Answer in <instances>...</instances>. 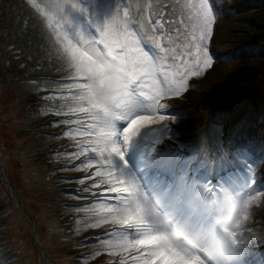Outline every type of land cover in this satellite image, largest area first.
Listing matches in <instances>:
<instances>
[{"label":"snow or ice","instance_id":"snow-or-ice-1","mask_svg":"<svg viewBox=\"0 0 264 264\" xmlns=\"http://www.w3.org/2000/svg\"><path fill=\"white\" fill-rule=\"evenodd\" d=\"M222 2L185 0L178 5L182 18L174 21L176 35L170 36L165 46L163 36L142 32L130 18L128 8L122 10L119 3L103 25L91 15H88L87 25H74L65 8L71 5L87 15L88 9L79 0H62L51 5L52 11L36 0H27L47 20V27L54 34V46L58 45L56 51L72 70L68 82H58L60 86L44 99L46 103L63 102L54 113L61 119L51 123L65 126L61 135L72 141L76 148L67 154L68 158L79 160L85 157V161L77 166V170L85 173L95 168L90 176L79 179L81 185H85L86 180L91 183L76 189L74 194L77 199L90 197L98 201L88 209L91 215L84 226L86 229L103 227L105 231L81 243L89 245L90 252L97 255L102 249L107 255L118 258L109 260L107 264H159L160 257L169 249L179 252L184 247L178 238L174 242V233H163L164 238L157 241L155 237L159 234L151 222L146 218L135 222L127 215L133 205L144 208L141 204L144 194L139 184L117 166L116 158L126 165L123 145L141 131L158 129L166 121L174 119L162 114L169 107L163 101L169 97H180L188 89L190 77L201 76L212 68L215 57L211 49ZM145 7L151 9V3ZM151 23L153 29L159 26L163 30L159 20ZM69 28L73 30L70 32ZM148 45L158 51L153 52ZM103 57L121 61L127 66L133 81L130 89L107 104L91 99L89 83L96 76H103ZM118 121L123 122L122 128L118 127ZM243 177L252 188L264 191V181L252 166ZM207 190L212 191V187ZM258 219L264 220V217L254 215L250 226ZM187 254L202 261L197 253L188 250ZM245 259H251L253 264H264V245L252 244Z\"/></svg>","mask_w":264,"mask_h":264},{"label":"rangeland","instance_id":"rangeland-1","mask_svg":"<svg viewBox=\"0 0 264 264\" xmlns=\"http://www.w3.org/2000/svg\"><path fill=\"white\" fill-rule=\"evenodd\" d=\"M46 1L47 0H42L38 2L40 5L45 6L44 2ZM160 1L169 5L178 21L182 18L178 5L183 4L185 0H159V2ZM235 1L239 3L244 2V0H233V3H235ZM11 2H13V0H0V264L4 261L3 258L5 260L8 259L10 254L8 252V247L1 246V244L6 241L5 238L8 239L10 245L12 243L15 247L23 251V263L20 262L21 259L19 260L18 255H16V259L10 261L12 262L11 264H29V262L30 264H51L52 261L53 264H82L78 258L72 259L71 254H73V250H70L71 253L68 254L69 256L67 255L68 246H66V243L70 241L65 239L67 233L62 231L64 226L61 225L57 214L59 203L61 205L72 203L73 198L64 195L60 198L59 202L58 195L54 193V188H48L50 181L47 175L55 177L54 174H56V171L52 174L54 164L62 160H50L43 155L41 151L42 147L48 144V141L53 142V147L56 144L62 143L60 146L52 148L54 150L67 148L71 143L67 137H63L59 133V128L62 125L47 127L46 123L48 119H46L45 116L39 118L37 117V113L33 114L31 111L33 98L23 87L22 77H26L32 73V64L30 62H32L33 57L29 56V65L25 67L22 58L20 59L17 56H13L14 53H12L11 42L3 32L6 28H9L7 26L5 28V25H12L13 27V22L12 24L9 23L3 11L7 8L3 5L10 4ZM112 2L116 5L115 1L112 0ZM134 2L136 3L137 0H134ZM262 3L264 5V2ZM229 4L230 0H223L219 9L216 34L213 36V47L211 49L215 57V63L212 68H210L213 72L225 69L226 67L224 66L231 67L233 64H237L229 61L224 62V57L221 55L223 49L215 44L217 39H222L227 34L230 36L237 35L239 28L244 27L246 23L244 13L251 11L245 10L242 14L233 13L229 19H224L221 11L223 7ZM65 9L68 10V8ZM76 12L77 15H74L72 18L73 24L83 25V23L79 21V17H81L84 12L79 9L74 13ZM106 12V18L110 19L108 4ZM72 30V28H69L70 32ZM29 31L30 29H28V32ZM15 36L21 37L18 34H15ZM57 47L58 45H56V48ZM7 58H10V63L4 61L7 60ZM63 65L64 68L68 67L65 61L52 64L55 68L63 67ZM245 65L248 67L247 63ZM23 66L25 68H23ZM198 77L203 78L204 74ZM215 77L217 82V75H215ZM203 85H208L207 80ZM211 85L212 83L209 84L210 87ZM43 88L46 89V86ZM182 95L176 99L168 100L167 103L169 105L172 102L183 104L184 100ZM177 99H179L178 102L176 101ZM204 112L206 111L204 110ZM180 114L181 113L178 112L172 116L177 119ZM180 121L183 122V120ZM55 131H57V133ZM35 132L38 134L35 135ZM51 163H53V165H51ZM261 166H263L264 177V163ZM121 169H125L124 164ZM59 170L62 172L61 168ZM76 172L77 168L74 172L71 170L68 171L70 175H74ZM63 173L65 174V172ZM125 175L127 176V171ZM257 175L260 178V174ZM74 180L75 182H72L71 179L67 178V182L78 185L79 182L76 181V179ZM18 193L21 198L17 196ZM74 198L77 199L76 195ZM77 200L79 201L80 199ZM32 204L37 205L38 209L36 212L39 216V220H42L39 221L38 226L39 229L43 231L42 233H38L36 237L33 231L34 225L32 224V218H30L29 215L30 206ZM71 211L73 212V208H71ZM90 215L91 213L89 212V214H85L84 217L80 218L82 222L80 224L74 221V224H77L79 229V237H82L85 229L84 222L88 221ZM127 215L129 217L131 216L130 211ZM87 248H90L89 245H87L85 249ZM87 250L89 253H95L90 252V249ZM97 258L98 260L95 264H103L106 259H113L112 256L106 253H99ZM86 260L87 264H91L92 261L90 259L87 258Z\"/></svg>","mask_w":264,"mask_h":264},{"label":"clouds","instance_id":"clouds-1","mask_svg":"<svg viewBox=\"0 0 264 264\" xmlns=\"http://www.w3.org/2000/svg\"><path fill=\"white\" fill-rule=\"evenodd\" d=\"M151 3V0H148ZM103 76L90 80L91 99L107 104L113 98L130 89L133 81L126 65L121 61L103 57ZM207 186L199 188L201 198L208 197L210 219L195 232L185 229L174 233V242L183 243V248L170 257L172 264H187L191 257L199 254L200 264H243L254 241L261 238L250 225L255 215V207L264 205V191H257L248 184L243 175H229L221 178L212 191ZM163 198L143 197L141 204L148 214L158 208ZM187 237V239H184ZM203 245L204 250H201Z\"/></svg>","mask_w":264,"mask_h":264},{"label":"trees","instance_id":"trees-1","mask_svg":"<svg viewBox=\"0 0 264 264\" xmlns=\"http://www.w3.org/2000/svg\"><path fill=\"white\" fill-rule=\"evenodd\" d=\"M22 0H13V7L9 5H3L5 8L4 13L6 14L7 20L12 24L9 28H6L3 32L7 35V39L11 42V49L13 53H16V56H21L25 65H29V56L33 57L32 70H41L43 71H52L53 66L51 65L52 61L47 58H43V61H40V57L47 51V48H44L42 44L36 45V40L40 39L41 33L38 29L39 25L34 22V19L30 17L28 28L30 31L22 25L28 21L26 16V9H24V2ZM247 2V1H246ZM264 0H259L255 2L257 6L264 8ZM16 8V9H15ZM8 13H7V11ZM261 10V9H259ZM13 20V21H12ZM252 27L239 29L238 33L242 31V34L233 35L232 41L247 45L245 47V54H248L245 60V64H248V67L242 66L237 70L234 67L231 70V73L228 74L229 78L226 79L224 84V89H227V95H223V100H227L229 97L231 102L227 112V116L230 123L235 125L239 120H250L253 116L257 114L258 117H261L264 120V109L257 111V106L264 105V20L261 17L260 21H255L252 24ZM6 26V25H5ZM18 26V27H17ZM20 26V27H19ZM8 27V26H7ZM13 28V29H11ZM237 33V34H238ZM15 34H18L21 37H16ZM34 34L33 40L31 35ZM23 49H21V48ZM244 50V49H243ZM249 50V51H248ZM257 53V57L250 53ZM260 52V54H259ZM258 57L260 59H258ZM5 61V60H4ZM8 61V60H7ZM244 62V61H243ZM257 64H252V63ZM255 67L253 69L252 67ZM26 67V66H25ZM23 66V68H25ZM235 75H233L234 71ZM42 72V71H41ZM44 76L39 77L42 78ZM241 84V85H240ZM34 101L39 96L37 94V89L33 88L32 90ZM263 113V114H260Z\"/></svg>","mask_w":264,"mask_h":264}]
</instances>
